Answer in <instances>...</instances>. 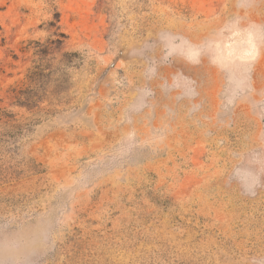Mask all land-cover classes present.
I'll return each instance as SVG.
<instances>
[{
	"label": "rangeland",
	"instance_id": "374dc122",
	"mask_svg": "<svg viewBox=\"0 0 264 264\" xmlns=\"http://www.w3.org/2000/svg\"><path fill=\"white\" fill-rule=\"evenodd\" d=\"M30 264H264V0H0V224Z\"/></svg>",
	"mask_w": 264,
	"mask_h": 264
},
{
	"label": "clouds",
	"instance_id": "9594fccd",
	"mask_svg": "<svg viewBox=\"0 0 264 264\" xmlns=\"http://www.w3.org/2000/svg\"><path fill=\"white\" fill-rule=\"evenodd\" d=\"M10 223L0 224V264H30L41 241L20 231H8Z\"/></svg>",
	"mask_w": 264,
	"mask_h": 264
}]
</instances>
